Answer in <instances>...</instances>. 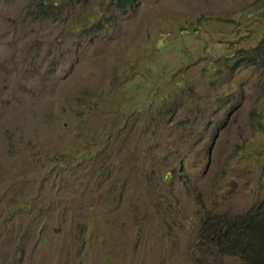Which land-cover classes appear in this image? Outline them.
Masks as SVG:
<instances>
[{"label": "rangeland", "instance_id": "rangeland-1", "mask_svg": "<svg viewBox=\"0 0 264 264\" xmlns=\"http://www.w3.org/2000/svg\"><path fill=\"white\" fill-rule=\"evenodd\" d=\"M35 1L0 0V264H239L199 237L264 204V0Z\"/></svg>", "mask_w": 264, "mask_h": 264}, {"label": "trees", "instance_id": "trees-1", "mask_svg": "<svg viewBox=\"0 0 264 264\" xmlns=\"http://www.w3.org/2000/svg\"><path fill=\"white\" fill-rule=\"evenodd\" d=\"M118 1L123 3L122 5L131 2V0ZM46 3L55 4L52 0H36L34 12L38 14L49 10L46 8L48 6ZM92 24L89 23V26ZM241 50L242 52L233 55L235 60H240L244 64H262L264 31L257 34L254 44ZM162 67L163 65L158 66L159 72L164 71ZM158 105L161 107L162 101ZM217 225H219L217 229H214ZM199 239L203 242L208 239L213 250L236 257L239 264H264V204L255 210L225 217L222 221L204 220ZM21 254L22 250H15L11 257L20 258Z\"/></svg>", "mask_w": 264, "mask_h": 264}]
</instances>
